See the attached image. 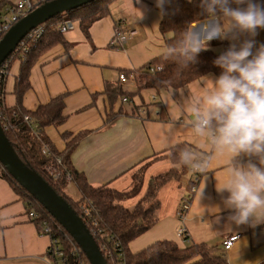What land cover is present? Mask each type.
I'll use <instances>...</instances> for the list:
<instances>
[{
  "label": "crops",
  "instance_id": "crops-1",
  "mask_svg": "<svg viewBox=\"0 0 264 264\" xmlns=\"http://www.w3.org/2000/svg\"><path fill=\"white\" fill-rule=\"evenodd\" d=\"M258 2L264 4V0ZM114 4L118 9L114 8ZM156 5V0H114L110 4V14L90 27L89 41L77 26L64 32L72 48L65 53L61 47H55L40 57L30 75L32 89L25 98V106L34 109L61 93H68L65 98V122L58 128L50 126L45 131L54 145L62 149L63 131L95 130L71 154L73 166L84 173L93 186L111 182L114 188H120L128 182L130 172L140 161L178 143H188L205 154L210 171L199 176H194L191 171L190 178L183 175L186 193L177 204H169L162 197L159 198L160 207L156 213L158 221L131 243L133 250L155 240L170 239L179 246L204 243L215 247L224 253L228 264L263 263L264 224L252 228L247 225L238 227L230 222L228 216L231 211L224 204L228 193L218 194L216 191L217 182L223 184L227 180L226 157L212 152L208 140L193 136L190 129L183 126V121L176 122L172 128L168 127L178 107L211 86V82L204 81L203 77L215 78V75L206 74L179 89L143 90L132 99L127 98L129 101L122 104L124 115L109 128L100 129L103 110L101 97L98 96L93 106H87L92 102L93 94L102 90L105 81L119 79L117 69L138 68L160 55L165 43L159 32L160 14ZM114 9L116 11L112 12ZM119 33L127 35L125 43H120ZM245 39H248L246 35L234 42L239 46ZM252 39L256 42L255 52L256 48L264 45V29H258V34ZM212 41L219 42L215 46L217 48H228L233 43L228 39H213L209 42ZM109 44L117 47L110 48ZM11 82L12 77L7 84V92L11 91ZM127 82L120 83L127 89ZM143 96L151 99L144 101ZM6 99L8 105L13 104L14 97L10 92ZM127 103L128 108L125 107ZM133 105L142 108L136 114H131ZM159 108L164 109L166 119H160ZM249 159L252 160V157L241 156L238 162L246 163ZM191 178L195 181H190ZM189 184L195 190L183 218H180L182 203L191 191L187 188ZM69 191L76 199L79 197L71 183L66 187V193ZM165 195L175 196L173 191ZM181 227L184 235L178 236ZM231 234H238L239 238L230 249L225 250L224 238ZM49 242V237L42 235L26 217L21 198L0 177V264H24V261L50 264L47 261L50 257L46 253Z\"/></svg>",
  "mask_w": 264,
  "mask_h": 264
},
{
  "label": "trees",
  "instance_id": "trees-1",
  "mask_svg": "<svg viewBox=\"0 0 264 264\" xmlns=\"http://www.w3.org/2000/svg\"><path fill=\"white\" fill-rule=\"evenodd\" d=\"M16 1L0 0V14L4 7L13 6ZM112 1L114 0H93L78 9L64 12L48 20L43 23L44 32L39 39L25 40V46L18 48L7 58L0 71V124L4 134L18 157L29 168L36 171L81 217L108 264H228L223 252L204 243L179 246L173 240L161 239L150 242L137 250L131 247L135 239L145 234L157 223L156 213L160 207L158 195L161 187L171 180H176L178 176L183 177L189 171L188 167L176 165L179 151L183 148H190L199 156L204 157L205 154L192 145L182 142L140 161L139 163L148 161V159L151 161L166 154L171 166L150 177L143 196L132 208H129L123 203L137 197L140 193L144 186L140 175H133L132 186L126 190L114 188L111 182L93 186L88 182L84 173L77 170L71 162L73 150L85 137L93 133L94 129L63 131L61 133L64 141L62 149H58L47 136L45 130L48 127L58 128L66 120L64 108L67 92L51 98L46 103L38 104L34 109L25 106V98L32 89L30 75L40 57L55 47H61L65 53L72 48V43L66 40L65 33L56 30L55 25H62L65 20L69 19L89 41L90 27L110 14ZM156 8L160 14L159 32L165 44L174 43L189 25L206 19L200 0H165L163 11L157 5ZM217 45L219 42H209L207 50L201 51L197 56V62L190 64L187 69L179 68L174 62L162 60L160 55L138 68L117 69L119 75H124L127 80L134 83L135 90H127L118 79L105 81L102 90L93 94L92 102L87 106H93L98 96L101 97L103 110L100 129L111 127L124 115L122 104L129 101L127 98L132 99L143 90L179 89L206 74L218 76L221 69L213 62L227 50V47L217 48L215 47ZM109 47L117 46L109 44ZM161 65H163L162 70ZM11 77V91L7 92V84ZM9 92L14 97L12 105H8L6 99ZM140 108L142 106L133 105L131 114H136ZM159 115L161 120L166 119L164 109L159 108ZM25 116H28L30 120H26ZM252 160L258 162L255 157H252ZM51 172L59 173L58 177L56 179L51 177ZM0 177L21 198L26 217L38 231L42 230V223L48 221L47 223L52 227L63 246L67 264H77L79 261L89 263L75 240L42 205L18 185L1 164ZM193 180L195 181L194 178L190 179V181ZM69 183L73 184L78 191L77 199L69 197L66 193ZM187 188L190 189V184ZM31 212L34 216H30ZM101 234L104 236L101 237ZM101 242L105 243V250L100 248ZM47 251L48 247L46 253ZM54 261L57 262V260Z\"/></svg>",
  "mask_w": 264,
  "mask_h": 264
},
{
  "label": "clouds",
  "instance_id": "clouds-1",
  "mask_svg": "<svg viewBox=\"0 0 264 264\" xmlns=\"http://www.w3.org/2000/svg\"><path fill=\"white\" fill-rule=\"evenodd\" d=\"M164 3L156 0L162 11ZM200 5L206 19L189 25L174 43L165 44L160 51L162 60L187 69L207 50L209 41L233 43L213 62L220 74L203 77L211 86L178 107L168 127L183 121L193 136L208 140L212 152L226 157L227 180L217 182L216 191L228 193L224 204L231 211L230 222L255 228L264 224V45L254 52L252 37L264 29V4L258 0H200ZM245 35L248 39L237 46L234 41ZM241 156L255 157L258 163L251 159L239 163ZM176 165L193 173L210 171L208 160L190 148L179 151Z\"/></svg>",
  "mask_w": 264,
  "mask_h": 264
},
{
  "label": "water",
  "instance_id": "water-1",
  "mask_svg": "<svg viewBox=\"0 0 264 264\" xmlns=\"http://www.w3.org/2000/svg\"><path fill=\"white\" fill-rule=\"evenodd\" d=\"M93 0H52L18 20L0 39V69L18 44L35 27ZM0 164L75 240L89 264H108L92 234L68 202L14 153L0 124Z\"/></svg>",
  "mask_w": 264,
  "mask_h": 264
},
{
  "label": "built area",
  "instance_id": "built-area-1",
  "mask_svg": "<svg viewBox=\"0 0 264 264\" xmlns=\"http://www.w3.org/2000/svg\"><path fill=\"white\" fill-rule=\"evenodd\" d=\"M52 0H17L15 2V4L13 6H10L9 8H7V11L2 12L0 14V39L2 38V36L12 27V25H14L18 20H20L22 17L26 16L29 12H31L32 10H34L35 8L48 3ZM56 30L64 33L68 30H71L74 28V24L72 23L71 20L67 19L65 20V22L62 25H55L54 27ZM44 32V24H40L37 27L33 28L27 35L26 37L18 44V46L16 47L15 51L18 48H21L23 46H25L24 42L25 40L27 41H36L37 39L40 38V36L43 34ZM129 35H132L130 32L128 33ZM119 35V41L120 43H125L127 40V37L125 36L126 34H118ZM24 49V48H22ZM26 49V47H25ZM159 69V67H158ZM2 69H0L1 71ZM119 80L122 83L126 82L125 76L124 75H120L119 76ZM126 101V99H124ZM26 120H30L28 118V116H25ZM43 152H45V150H43ZM196 175L198 174L195 173ZM59 175V173H53L51 176L53 178H57ZM189 190H191L189 192V194L187 196H185V199L182 203V210L179 213L180 218H183V213L184 211L187 209L188 204H189V200L191 198L192 192L195 190L194 188H190ZM30 216H34L33 213H30ZM40 233L42 235H46L49 237V245H48V251H47V255L53 259V260H59L61 262V264H67L66 260L64 258L65 256V252L63 250V246L61 245L59 238L55 235L52 227L47 223V221H44L42 223V230L40 231ZM95 235H97V233L94 232ZM184 235V229L181 227L178 229V236H183ZM104 234H101V237H103ZM239 238L238 234H231L228 235L224 238L223 241V249L228 250L232 247V245L234 244V242ZM100 248L105 250L106 249V245L104 242H101L100 244ZM74 252V251H73ZM73 255V253H72ZM77 264H89L83 261H79L77 262Z\"/></svg>",
  "mask_w": 264,
  "mask_h": 264
},
{
  "label": "rangeland",
  "instance_id": "rangeland-1",
  "mask_svg": "<svg viewBox=\"0 0 264 264\" xmlns=\"http://www.w3.org/2000/svg\"><path fill=\"white\" fill-rule=\"evenodd\" d=\"M113 6H114V8H116L115 6H117V5L114 4ZM113 6L111 7V9H113ZM9 7H10L9 5L6 6V7H4L2 9L3 12L7 11V8H9ZM116 9H118V8H116ZM116 9L112 10V12L116 11ZM125 36L127 37V35H125ZM125 79L127 81V78L126 77H125ZM126 87L129 90H134V85L131 83L130 80H128ZM143 99H144V101H147V100H150L151 97H149V96H143ZM134 100H135L136 103L138 102L137 99H134ZM130 103L132 104V101ZM128 106H129L128 103L125 104V107L128 108ZM13 151L16 154L14 148H13ZM145 163H150V164L147 165ZM141 166H143V167L141 168ZM170 166H171V162L166 157V154H162L161 156L155 158L154 160H151V161L148 160V161H145V162H142V163L137 164L132 169V171L130 172V174H129L130 175V178H129L128 182L125 183V184H123V185H121L120 188H116V189H119V190L129 189L132 186L133 175H136V174H138V175H140V177H142V179L144 181V186L141 189L140 193L137 195V197H134L133 199H130V200L124 202L123 204L125 206L129 207V208H132L135 205V203L137 202V200L140 199L143 196V194L145 193V190L147 188V181H148V179L150 177L158 174L161 171L167 170L168 168H170ZM53 173H55V172H51V175ZM142 174H144V176ZM184 176L187 177V178H190L192 176V173H191L190 169H189V171H187L184 174ZM173 179H175V178H173ZM181 180H182V177H179L178 176V178L176 180H171L168 183H166L164 186H162L161 189H160L158 198H161L162 197L163 198V201L164 202H170L169 204H171L173 202H175L177 204L179 198L181 196H183L184 193H186V188H185L186 186L184 184V181L183 180L181 181ZM171 191H173V193H174L175 196L174 197H170V196L167 197L165 194L171 193ZM67 194H68L69 197H71L73 199L76 198L75 195L72 192H70V191ZM47 261L48 262L50 261V264H61V262L59 260H57V262H56V261H54L51 258H48ZM111 262H113L112 259H111ZM24 264H32V263H30L29 261H24Z\"/></svg>",
  "mask_w": 264,
  "mask_h": 264
}]
</instances>
